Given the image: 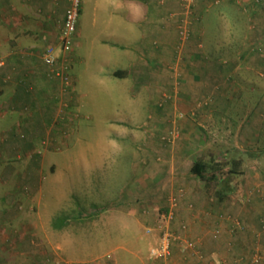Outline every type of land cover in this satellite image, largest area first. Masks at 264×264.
<instances>
[{"label": "rangeland", "instance_id": "obj_1", "mask_svg": "<svg viewBox=\"0 0 264 264\" xmlns=\"http://www.w3.org/2000/svg\"><path fill=\"white\" fill-rule=\"evenodd\" d=\"M155 1L158 6L169 2ZM177 2L178 9L166 10L167 18L176 22L169 59L164 56L156 61L153 54H144L151 67L145 72V84L136 85L131 80L133 75L124 80L110 70L113 65L124 68L131 58L120 55V64H114L113 52L101 45L110 37L107 3L79 0L73 50L66 62L70 84L65 89L69 94L63 102L66 107L60 110L61 116L68 115L63 118L68 129L64 138L57 142L36 137L29 151L22 146L28 129L21 127L13 130L18 137L10 142L20 144V148L12 149L2 140L10 130L0 129V264H34L33 258H27L30 240L34 239L28 224L36 221L40 208L54 215L57 223L76 218L69 221L74 227L71 258L59 257L48 264H221L219 257L209 255L215 248L209 249L210 244L202 237L209 206L223 209L218 221L231 226L230 234L238 230L264 236V0ZM224 2L230 3L229 18L238 24V31L224 40L229 42L226 53L220 56L214 52L215 34L198 40L194 49L200 45L202 51L184 52L187 45L193 48L189 46L191 25L185 21L196 13L213 19ZM208 25H212L210 20ZM194 55L197 66H208L210 72L206 74L224 76L215 77L209 87L201 84L204 80H195L196 96L187 109V103L177 101L182 89L176 90L187 69L182 72L178 68L181 63L190 65ZM220 65H224V72L218 71ZM163 74L175 88L154 85L151 78ZM70 96L79 100L74 101L76 106L70 107ZM19 101L15 104L22 122L32 110ZM46 106L44 119L50 121L51 105ZM103 121L114 123L116 130H100ZM42 123L36 115L29 127L40 130ZM46 152L47 158L58 157L56 176L49 173L57 169L53 159L45 162L39 175L34 160ZM238 152L258 155L236 158L241 159L242 173L231 177L226 198L217 202L207 195L204 182L189 170L200 159L214 157L228 164V158ZM137 171L148 176L149 189L142 192L141 200L131 195ZM161 176L166 178L161 180ZM69 205L79 211L65 212ZM134 213L143 217L145 229L138 230L128 219ZM162 231L171 238L169 255L153 260L151 251L159 245ZM213 231L219 235L223 229L217 226ZM79 253L93 257H73ZM247 258L256 264L264 262L262 252H249Z\"/></svg>", "mask_w": 264, "mask_h": 264}, {"label": "crops", "instance_id": "obj_2", "mask_svg": "<svg viewBox=\"0 0 264 264\" xmlns=\"http://www.w3.org/2000/svg\"><path fill=\"white\" fill-rule=\"evenodd\" d=\"M104 1L107 3V8L111 15L110 37L107 42L103 41L101 45L108 47L113 52L114 64H120L117 62L119 61L118 57H121L120 55H127V57L131 58L129 63L124 65L125 67L123 66L124 68L118 67L119 65H113L110 70H112V74L115 71H122L123 76L118 78H123L124 80L131 78L133 75L134 78H131V80L134 81V84L144 85L147 80L145 72L151 65L147 62V59H144L143 55L153 54L156 61L164 56L169 59L167 54L171 52L170 50L174 43V25L176 22L167 18L166 10L178 9L179 3L177 0H168L169 2H165L164 5L158 6L156 1L153 2L154 0ZM70 5L71 0H0V61L2 63V66H0V123L7 121V124L0 126V129L10 130L9 133L2 136L3 143L6 144L5 147L7 148H20V144L14 145L15 143L10 142H13L18 137L13 130H20L21 127L28 129V135H26V140L22 146L29 151L33 149L32 142L36 140V137L43 138V141L48 138L47 140H56L58 142L62 141L64 131L68 130L63 122V118H68V115L61 116L60 110L61 107H66L63 102L66 101L69 89H65L64 82L61 79L53 77L51 72L53 69L44 63L42 55L47 48H54L57 54L61 53L59 37L65 13ZM230 6V3H221L217 10L219 12L216 11L218 15H215L213 19L209 18L206 20L205 14L196 13L190 17V21L187 22L186 20L185 23L191 25L190 31L192 35L189 46L193 48L190 49L187 45L183 51L189 52V50H192L190 53H194L193 50L202 51L200 50V45H198L200 47L198 50L194 49L199 42L198 40L206 39L208 35L215 34L217 42L215 41L214 52H217L220 56L223 53L225 54L229 42L224 40L235 34V31H238L237 21H232L229 18ZM124 9L127 13L124 12ZM209 20L212 25H208ZM242 20L245 24V17ZM155 40L156 42H154ZM133 56L135 59H133ZM196 60L197 57L194 55L190 60V65L181 63L178 68L182 72L185 71V68L187 69V73L182 74L181 82L178 81L180 84L176 85V90L182 89L180 92L181 97L177 98V101L182 105L187 103V109H190L192 105L189 102L193 103L196 96L194 92V88L197 85L195 80H204L205 83L201 84L209 87L210 83L212 84L211 81L224 76V73L218 72L214 75L206 74V71L210 72L208 66L204 63H202V66H197ZM222 67L224 65H220L219 72L223 71ZM159 76V78L157 76L151 78L154 81V85H158L160 89H163V87L166 89L171 88V90L175 88V83L169 82L166 74ZM206 82L209 83L206 84ZM68 99L70 107L76 106L75 102H79L77 98L74 102L72 96L68 97ZM181 99L184 101L183 103L180 101ZM18 100H20L19 104L21 102L26 103L24 108L28 106L27 108L32 110L28 116L24 117L22 122L17 116L19 107L17 108L18 103L15 104V101ZM46 103L51 105L50 121L44 119V116L47 117L43 114L47 107ZM29 105L31 106L29 107ZM187 109L185 107V110ZM36 115L39 120H43L40 130H32L29 127ZM113 126L115 125L111 121H103L99 128L100 130H116ZM103 138L105 141L106 135ZM56 141L54 143H57ZM48 156L49 153L46 152L44 156H37L36 159L32 158V160L35 159L34 162L37 164L40 175L41 168L45 162L53 159L57 169L55 172L49 173L52 176H56L58 172L56 159L58 157L54 155V157L47 158ZM172 157L174 159V156ZM146 161L144 160L143 162L146 163ZM134 174L131 195L141 200L144 196L142 192L148 188L146 183L148 176L145 171H143V174L139 171ZM164 178L166 177L161 176V180H164ZM156 184L158 183L156 182ZM40 209L41 211L37 214L36 221L28 224L30 226L28 228L31 233L30 237L34 239L30 240L31 249H28V251L31 254L27 255V258H33L34 264H41V261L43 264H48L47 262L50 260H55L59 257L71 258L69 257V251L72 249L70 243L74 240V227L70 226L69 221H73L76 218L69 219L68 223L65 222L66 224L57 223L54 221L55 216L50 214L47 209ZM66 209H69V211L65 210V212L72 211L73 213V211H79L78 207L71 205ZM207 209H209L210 214L204 224L205 228L202 230V237L204 243L210 244L209 249L215 248V250H210L209 255L213 259L219 257L222 260L221 264H256L247 258V253L258 254V252H262L264 255V236L256 237L238 230L230 234L231 226H224L222 220L218 221V216H222L223 209L215 210L210 206ZM130 210H133L132 205ZM140 214L143 215L142 213ZM56 217L58 218L59 216L56 214ZM128 219L132 221L133 226L139 227L137 228L138 230L145 229L141 224V222L144 223L143 217L139 216L138 218L134 213L133 215H128ZM252 219L253 222L256 220L257 227V218L253 217ZM253 224L251 221V226L254 227L255 224ZM217 226L221 227L223 232L222 234L214 235L213 230ZM146 232L148 233L147 230ZM77 256L79 258L82 257V259L93 257L92 254L86 256L82 253L73 257ZM108 258L110 257L108 256ZM81 264H85V262L81 261ZM261 264H264V262Z\"/></svg>", "mask_w": 264, "mask_h": 264}, {"label": "built area", "instance_id": "obj_3", "mask_svg": "<svg viewBox=\"0 0 264 264\" xmlns=\"http://www.w3.org/2000/svg\"><path fill=\"white\" fill-rule=\"evenodd\" d=\"M80 12V3L79 0H71V5L65 13L63 27L60 33V57L55 52L54 48H47L43 53L42 58L44 63L53 69L52 74L53 77H58L64 82V85H69V77H68V65L67 56L72 54L73 44H74V36L76 32L77 20ZM0 66L2 63L0 61ZM58 67V68H57ZM174 239V238H173ZM172 239V240H173ZM170 236H167L165 232H161V236L159 238V245L157 248L151 251L153 260L166 259L169 255L170 248Z\"/></svg>", "mask_w": 264, "mask_h": 264}, {"label": "trees", "instance_id": "obj_4", "mask_svg": "<svg viewBox=\"0 0 264 264\" xmlns=\"http://www.w3.org/2000/svg\"><path fill=\"white\" fill-rule=\"evenodd\" d=\"M113 75L116 77H122L123 72L115 71L113 72ZM244 155L256 157L258 154L256 152H251V154H242L241 152H238L237 156L228 158V164L219 163L214 157L210 158V160H196L191 166V172L204 182L206 193L210 198L214 197L217 202H222L228 194L231 177L242 173L239 169L241 159L236 160V158H243ZM212 190L214 192H212Z\"/></svg>", "mask_w": 264, "mask_h": 264}]
</instances>
